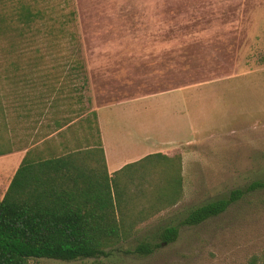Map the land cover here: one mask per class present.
Instances as JSON below:
<instances>
[{
    "label": "rangeland",
    "instance_id": "1",
    "mask_svg": "<svg viewBox=\"0 0 264 264\" xmlns=\"http://www.w3.org/2000/svg\"><path fill=\"white\" fill-rule=\"evenodd\" d=\"M63 6L74 12L73 43L65 44L62 55L46 50L44 57H23V79L2 78L0 106L7 95H15L14 88L32 92L48 69H56V78L77 79V87L85 80L94 83L86 95L98 103L185 87L178 95L189 116L183 114L179 121L185 126L189 117L193 120L197 141L183 145L190 157L177 204L165 203L160 206L165 211L138 221L127 239L107 249L109 256L30 262L264 264V189L200 225L181 226L175 242L162 244L160 238L165 227L180 226L191 209L264 179V0H68ZM74 59L81 66L73 77ZM108 120L105 136L113 144ZM2 141L0 111V152ZM138 202L154 203L137 197L128 204L137 209ZM143 242L160 246L150 254L136 253Z\"/></svg>",
    "mask_w": 264,
    "mask_h": 264
},
{
    "label": "trees",
    "instance_id": "2",
    "mask_svg": "<svg viewBox=\"0 0 264 264\" xmlns=\"http://www.w3.org/2000/svg\"><path fill=\"white\" fill-rule=\"evenodd\" d=\"M66 2L0 0V83L4 77L16 82L23 79L21 69L27 61L23 57H44L46 50L52 53L49 55H62L67 50L65 44L73 43L74 12L63 6ZM40 41H46V45L42 47ZM74 61L72 76H77L81 63ZM56 76V69L45 70L34 84L47 89L60 84L56 88L64 94L69 81ZM97 149L99 159L92 157L90 149L87 160L82 162L68 156L35 163L27 154L0 202V264H32L31 258L72 261L109 256L107 249L127 239L138 221L165 203L174 205L179 201L183 187L181 165L176 170L162 160L155 161L157 181L153 179L155 183L149 181L148 186L143 183L131 191L108 174L100 136ZM258 189H264V179L191 209L180 226L162 230L161 243L177 241L181 226L200 225L219 216ZM137 197L155 204L148 203L142 210L129 206V201ZM159 246L143 242L135 252L150 254Z\"/></svg>",
    "mask_w": 264,
    "mask_h": 264
},
{
    "label": "crops",
    "instance_id": "3",
    "mask_svg": "<svg viewBox=\"0 0 264 264\" xmlns=\"http://www.w3.org/2000/svg\"><path fill=\"white\" fill-rule=\"evenodd\" d=\"M76 80H68L64 94L51 85L47 89L35 84L32 92L17 90L3 101L0 202L28 153L35 163L68 156L82 162L87 160L90 149L92 157H100L99 136L108 174L118 175L116 178L123 186L139 188L143 183L148 186L147 181L153 180L155 160L159 158L176 170L181 165L185 187L184 173L190 154L183 145L197 141L193 120L189 117L185 126L179 121V116L187 114L186 101L178 95L185 87L98 103L96 98L92 100L86 95L88 84L93 88L94 83L85 80L77 87L73 82ZM165 96L172 99L162 100ZM107 117L113 123V144L105 136ZM147 205L138 202L137 209Z\"/></svg>",
    "mask_w": 264,
    "mask_h": 264
}]
</instances>
